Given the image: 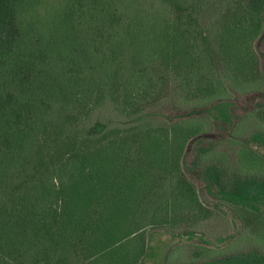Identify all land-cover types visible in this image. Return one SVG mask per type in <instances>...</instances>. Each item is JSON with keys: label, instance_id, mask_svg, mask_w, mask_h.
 <instances>
[{"label": "trees", "instance_id": "1", "mask_svg": "<svg viewBox=\"0 0 264 264\" xmlns=\"http://www.w3.org/2000/svg\"><path fill=\"white\" fill-rule=\"evenodd\" d=\"M176 1L160 0L179 9ZM121 2L126 26L115 25L125 13L111 5L103 8L106 25L89 32L68 19L48 31L35 0H0V264H68L71 250L84 245L83 264L118 263L117 246L136 235L142 221L126 234L124 224L150 207L135 201L133 187L146 183L157 165L179 172L173 153L180 156L197 134L187 130L169 161L167 129L140 131L128 121L144 117L137 102L153 86L146 63L184 52L183 19L144 11L142 0ZM244 8L225 26L221 42L227 55H237L238 68L253 72L251 45L264 33V0H247ZM118 93L127 119L87 125L86 116L98 113L107 97L118 100ZM132 106L137 109L127 112ZM177 181L195 197L185 177ZM142 253L143 246L134 257L126 252L123 264H136Z\"/></svg>", "mask_w": 264, "mask_h": 264}, {"label": "rangeland", "instance_id": "2", "mask_svg": "<svg viewBox=\"0 0 264 264\" xmlns=\"http://www.w3.org/2000/svg\"><path fill=\"white\" fill-rule=\"evenodd\" d=\"M113 1L35 0L46 30L54 31L51 27L60 19H68L89 32L106 25L103 8L111 5L125 13L116 26L130 22L121 0ZM142 1L147 2L144 11L154 8L161 18L172 20L177 14L183 19L179 24L184 52L146 63L153 86L137 102L144 117L128 121L140 131L167 129L170 149L164 153L169 161L187 130L197 134L180 156L173 153L179 172L170 164L157 165L146 183L133 187L135 201L150 207L128 217L125 234L134 229L133 222L142 221L141 230L118 245L112 256L123 264L126 252L134 257L143 246L136 264H264V25L263 36L251 45L256 56L251 72L249 66L238 68L237 55H227L221 42L225 26L243 15L247 0H177L179 9L160 0ZM119 95L114 101L107 97L98 107L100 116L96 111L86 116L87 125L97 118L125 121ZM223 99L229 101L213 104ZM180 176L194 187L195 197L180 189ZM86 246L71 250L68 264H83Z\"/></svg>", "mask_w": 264, "mask_h": 264}]
</instances>
